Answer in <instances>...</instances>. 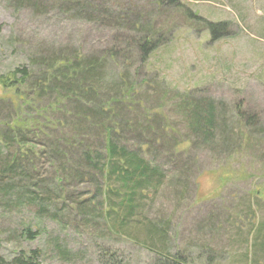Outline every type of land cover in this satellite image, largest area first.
Returning a JSON list of instances; mask_svg holds the SVG:
<instances>
[{"label":"rangeland","instance_id":"obj_1","mask_svg":"<svg viewBox=\"0 0 264 264\" xmlns=\"http://www.w3.org/2000/svg\"><path fill=\"white\" fill-rule=\"evenodd\" d=\"M180 2L189 13L173 0H0V75L37 70L34 56L48 46H112L143 17L164 36L145 67L138 52L130 67V78L145 82L139 95L147 107L169 88L211 104L218 121L210 142L188 147L174 163L167 155L160 160L155 186L134 200L129 219L115 217L116 225L104 223L108 190L100 177H71V166L54 167L46 157L30 164L0 147L1 256L36 249L38 264H102L115 253L125 264H155L169 249L188 264H264V0ZM121 65L113 61L114 76ZM181 100L169 94L162 112L179 133L187 124L173 106ZM240 112L258 119H244L249 131ZM156 230L164 237H154Z\"/></svg>","mask_w":264,"mask_h":264},{"label":"trees","instance_id":"obj_2","mask_svg":"<svg viewBox=\"0 0 264 264\" xmlns=\"http://www.w3.org/2000/svg\"><path fill=\"white\" fill-rule=\"evenodd\" d=\"M173 1L181 11H189L180 0ZM71 5L77 7L78 2L72 1ZM147 21L143 17L135 18L126 27L129 34L102 50L89 52L73 45L48 46L34 56L37 70L24 66L0 75V110L4 113L0 118V147L12 149L30 164L46 157L54 167L71 166L68 175L71 177H100L108 190L103 201L109 205L105 224L114 225L115 217L119 222L129 219L134 200L155 186L157 176L163 173L160 160L164 156L171 157L174 163L188 147L210 142L208 132L217 129L211 104H202L192 93L181 94L164 88L155 108L147 107L140 97L145 82L130 78L133 55L138 52L145 67L150 54L164 41L160 31L155 32L154 23ZM117 59L122 67L114 76L110 68H114L113 61ZM169 94L182 97L173 106L185 117L187 126L182 133L162 113ZM187 99L196 103L190 104ZM243 114L237 116L242 126L244 119L251 124L258 121L255 115ZM243 128L249 131L246 125ZM247 131L243 135L245 144ZM130 140L136 141L133 142L136 148L128 144ZM163 144H169L172 150L161 154L158 147ZM240 147L235 153L238 156L245 150L242 142ZM56 188L59 190L57 185ZM97 189L102 191L101 187ZM252 213L255 215L254 210ZM27 232L34 238L31 229ZM165 232L156 230L153 236L164 237ZM249 242L248 239V247ZM168 250L160 251L155 264H188L182 254ZM39 258L36 249L20 250L10 260L0 255V264H38ZM102 264L125 263L114 253Z\"/></svg>","mask_w":264,"mask_h":264},{"label":"bare ground","instance_id":"obj_3","mask_svg":"<svg viewBox=\"0 0 264 264\" xmlns=\"http://www.w3.org/2000/svg\"><path fill=\"white\" fill-rule=\"evenodd\" d=\"M167 22V21H166Z\"/></svg>","mask_w":264,"mask_h":264}]
</instances>
